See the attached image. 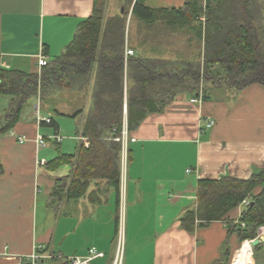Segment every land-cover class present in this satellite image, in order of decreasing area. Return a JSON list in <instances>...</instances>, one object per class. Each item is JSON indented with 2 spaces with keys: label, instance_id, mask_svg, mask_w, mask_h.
I'll return each mask as SVG.
<instances>
[{
  "label": "crops",
  "instance_id": "0c3cea01",
  "mask_svg": "<svg viewBox=\"0 0 264 264\" xmlns=\"http://www.w3.org/2000/svg\"><path fill=\"white\" fill-rule=\"evenodd\" d=\"M186 1L144 0V6L180 9ZM134 2L105 1V20L125 17L124 53L135 45L136 22L145 26V37L133 56L197 55L187 41L176 46L167 39L164 22L135 18ZM93 7L94 0H0V70L40 74L38 56L50 62L63 54ZM93 82L94 77L86 92L57 94L42 102L30 99L19 122L0 136V264H24L35 248L62 258L84 256L94 248L105 254L101 264H109L119 226L125 233L123 264L232 263L234 250L244 242L236 234L228 237L225 222H210L188 233L180 221L196 207L199 181L246 180L264 171V87L253 84L240 93L210 89L199 104L191 103L194 97L188 94L178 95L130 133L124 103L127 140L120 143L119 198L106 180H92L82 197L67 199L65 191L57 201L51 197L57 182L66 179L68 187L79 146L88 147L81 129ZM12 99L0 96V118ZM44 118L53 120L57 129L40 127ZM210 119L214 126L208 130ZM56 135L60 142L52 139ZM37 136L45 139L44 148L38 147ZM56 158L68 160L52 167L49 163ZM245 208L240 203L228 217L237 221ZM249 259L248 264H264V247L251 249Z\"/></svg>",
  "mask_w": 264,
  "mask_h": 264
},
{
  "label": "trees",
  "instance_id": "16d2710c",
  "mask_svg": "<svg viewBox=\"0 0 264 264\" xmlns=\"http://www.w3.org/2000/svg\"><path fill=\"white\" fill-rule=\"evenodd\" d=\"M105 1L94 0L91 16L78 25L64 53L47 62L40 74L0 70V96L13 97L0 118V136L19 122L30 99L42 102L57 94L86 92L94 77L91 107L81 129L88 147L79 146L68 187L66 179L57 182L51 196L57 201L65 191L67 199L82 197L92 180H106L119 198L121 144L116 139L125 116L130 133L146 116L164 111L178 95L203 101L210 86L233 93L253 84L264 87V0H203V6L199 0H187L180 9L157 10L146 9L144 0H135L132 15L139 21H161L167 29L188 27L193 38L187 44L197 49V55L126 60L125 17L105 20ZM39 126L57 129L53 120ZM65 160L56 158L49 164L56 167ZM3 173L0 164V177ZM257 188L261 190L255 194ZM196 198L195 209L180 221L188 233L223 221L228 237L236 234L241 244L255 239L264 227V171L246 180L199 181ZM246 199L249 204L239 219L231 220L229 212ZM263 247L256 246L253 252Z\"/></svg>",
  "mask_w": 264,
  "mask_h": 264
},
{
  "label": "built area",
  "instance_id": "2783aa9c",
  "mask_svg": "<svg viewBox=\"0 0 264 264\" xmlns=\"http://www.w3.org/2000/svg\"><path fill=\"white\" fill-rule=\"evenodd\" d=\"M134 52L131 49H126L124 53V59L126 60L129 57H132ZM47 59L43 54H40L37 58V66L38 68H42L47 65ZM194 104L201 103L200 98H193L190 101ZM41 122L49 123L50 120L48 118L40 119ZM214 126V120L210 119L207 121L205 127L206 129H211ZM52 139L56 142H60L61 137L53 136ZM127 140V131L125 128H122L120 138H117L116 141L120 142L122 145L126 143ZM25 140L23 138L19 139L20 143H23ZM36 143L38 147L44 148L46 146L45 139L41 136H37ZM245 206H248L249 200L246 199L242 202ZM244 225L242 224L241 227ZM262 235V234H259ZM258 235V236H259ZM257 236V237H258ZM256 237V238H257ZM124 247H125V233L121 226L117 230L115 243H114V254L109 264H123L124 258ZM41 248H35L33 252L26 257V262L24 264H49L51 261H60L62 264H94L97 260H103L105 258V254L94 249L90 248L87 250L84 256L80 257H69V258H62V257H55L51 254H41ZM17 264H22L21 262Z\"/></svg>",
  "mask_w": 264,
  "mask_h": 264
},
{
  "label": "rangeland",
  "instance_id": "374dc122",
  "mask_svg": "<svg viewBox=\"0 0 264 264\" xmlns=\"http://www.w3.org/2000/svg\"><path fill=\"white\" fill-rule=\"evenodd\" d=\"M132 26H133V31H134V34H135L134 37H135L136 41H135V45L132 43L134 46H132V48H130V49L134 51V49L136 47H139L140 44H141V42L144 41L142 38H143V36L145 37V26L142 27L141 25H138V23H136V22H134V24H132ZM167 30H168V32H166V34H164V35H166V38L167 39L168 38H171L175 42L176 46L179 45V44L182 45L183 42L189 41V40H191L193 38L192 37V33L190 32V29L188 27L187 28H183V29H177L176 27H174V28H170V29H167ZM132 36H133V34H132ZM210 88L212 89V91H214L215 89L216 90H220V91L222 90L223 92L227 90V89H224V90L223 89H219V88H216L215 86H213V87L210 86ZM62 129L64 130V128H62ZM62 136L64 138V141L67 142L68 139L65 138V136L63 135V133H62ZM263 230H264V227L260 228L258 230V233L259 234H262ZM114 243H115V241H114ZM239 248H240V246H238L236 248V250H234V252L232 254V257L234 256L235 252L237 250H239ZM249 260H248V263H249ZM101 262H102V260H97L96 262H94V264H101Z\"/></svg>",
  "mask_w": 264,
  "mask_h": 264
},
{
  "label": "bare ground",
  "instance_id": "6f19581e",
  "mask_svg": "<svg viewBox=\"0 0 264 264\" xmlns=\"http://www.w3.org/2000/svg\"><path fill=\"white\" fill-rule=\"evenodd\" d=\"M262 235L264 237V230L262 232ZM250 256H251V249L249 246V242H244L242 246L239 248V250L235 252L231 264H247Z\"/></svg>",
  "mask_w": 264,
  "mask_h": 264
},
{
  "label": "water",
  "instance_id": "95a60500",
  "mask_svg": "<svg viewBox=\"0 0 264 264\" xmlns=\"http://www.w3.org/2000/svg\"><path fill=\"white\" fill-rule=\"evenodd\" d=\"M263 245L264 244V237L262 235H259L257 238L249 241V246H250V249H253L255 248L256 246H259V245Z\"/></svg>",
  "mask_w": 264,
  "mask_h": 264
}]
</instances>
